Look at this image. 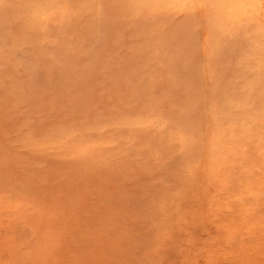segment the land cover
Returning a JSON list of instances; mask_svg holds the SVG:
<instances>
[{
	"label": "rangeland",
	"instance_id": "1",
	"mask_svg": "<svg viewBox=\"0 0 264 264\" xmlns=\"http://www.w3.org/2000/svg\"><path fill=\"white\" fill-rule=\"evenodd\" d=\"M0 264H264V0H0Z\"/></svg>",
	"mask_w": 264,
	"mask_h": 264
}]
</instances>
